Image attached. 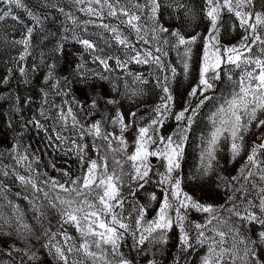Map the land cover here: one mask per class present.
<instances>
[{
  "label": "snow or ice",
  "instance_id": "snow-or-ice-1",
  "mask_svg": "<svg viewBox=\"0 0 264 264\" xmlns=\"http://www.w3.org/2000/svg\"><path fill=\"white\" fill-rule=\"evenodd\" d=\"M0 2V264H264V0Z\"/></svg>",
  "mask_w": 264,
  "mask_h": 264
},
{
  "label": "rangeland",
  "instance_id": "rangeland-1",
  "mask_svg": "<svg viewBox=\"0 0 264 264\" xmlns=\"http://www.w3.org/2000/svg\"><path fill=\"white\" fill-rule=\"evenodd\" d=\"M26 2L28 3L29 7H31L34 3H36V0H26ZM5 10V6L3 5L2 2H0V14H2V12ZM35 11L39 12L40 9L36 8L34 9ZM18 14L21 15V18L23 20H25L26 22L30 21V18L27 17L26 14L23 13V10H18ZM84 19H87L86 16H84L83 14H80ZM62 19V17H61ZM14 21L9 18L7 21L5 22H0V61L4 60V59H8L10 58V54H14V50L8 49L7 51H5V46H4V33H7L9 38L13 37V36H18L20 33V27L18 22H16L17 26L15 28L12 27ZM91 27V26H90ZM67 48L65 49V51H75L76 47H74L75 42L74 41H67ZM172 56H175V53L172 54ZM0 67H2V63H0ZM64 67L67 68V64H64ZM145 66H136V70L138 71H142L144 70ZM0 103H3L2 101H0ZM38 104V101H37ZM6 106V105H5ZM42 138H43V133L41 132L39 135H37L36 131H33L32 133L29 134V138L28 140H26V143H30L32 148L35 149L37 147H40L41 149H43V142H42ZM49 153V156L55 155L56 156V160L58 162V166L60 165L61 162V156L62 154H56L53 153L51 148H48L46 150ZM49 156H45L44 159H48ZM74 159V158H73ZM69 163H72V160H69ZM51 174H55V172L53 171ZM15 191V189H14ZM17 200H19V198H16ZM23 204H27L26 201L23 202ZM3 212H10V208H8L7 206H5L3 209H0ZM42 255H46V250H44V253ZM47 260L51 261L50 257H47Z\"/></svg>",
  "mask_w": 264,
  "mask_h": 264
},
{
  "label": "clouds",
  "instance_id": "clouds-1",
  "mask_svg": "<svg viewBox=\"0 0 264 264\" xmlns=\"http://www.w3.org/2000/svg\"><path fill=\"white\" fill-rule=\"evenodd\" d=\"M69 2V0H64V3H68ZM3 211L2 210H0V213H2ZM51 258V257H50ZM52 259V258H51ZM53 264H55V262H53Z\"/></svg>",
  "mask_w": 264,
  "mask_h": 264
}]
</instances>
